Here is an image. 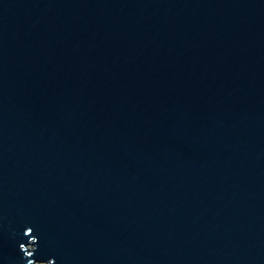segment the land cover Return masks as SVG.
<instances>
[{
	"label": "water",
	"instance_id": "95a60500",
	"mask_svg": "<svg viewBox=\"0 0 264 264\" xmlns=\"http://www.w3.org/2000/svg\"><path fill=\"white\" fill-rule=\"evenodd\" d=\"M264 264V0H0V264Z\"/></svg>",
	"mask_w": 264,
	"mask_h": 264
},
{
	"label": "rangeland",
	"instance_id": "374dc122",
	"mask_svg": "<svg viewBox=\"0 0 264 264\" xmlns=\"http://www.w3.org/2000/svg\"><path fill=\"white\" fill-rule=\"evenodd\" d=\"M37 264H39V263H37Z\"/></svg>",
	"mask_w": 264,
	"mask_h": 264
}]
</instances>
